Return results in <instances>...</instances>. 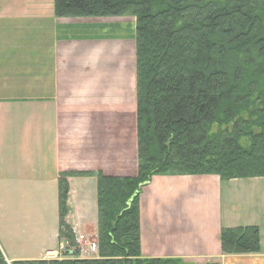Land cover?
<instances>
[{
    "label": "crops",
    "instance_id": "crops-1",
    "mask_svg": "<svg viewBox=\"0 0 264 264\" xmlns=\"http://www.w3.org/2000/svg\"><path fill=\"white\" fill-rule=\"evenodd\" d=\"M119 18L56 17L53 0H0V249L8 262L42 259L57 246L59 173L137 171L134 39L100 35ZM261 178L154 175L140 193L141 254L264 264ZM68 184L67 223L75 234L95 233V176L71 175ZM237 225L259 227V253L221 254L220 229Z\"/></svg>",
    "mask_w": 264,
    "mask_h": 264
},
{
    "label": "trees",
    "instance_id": "trees-1",
    "mask_svg": "<svg viewBox=\"0 0 264 264\" xmlns=\"http://www.w3.org/2000/svg\"><path fill=\"white\" fill-rule=\"evenodd\" d=\"M56 17L135 18L134 175L61 172L59 237L76 247L66 222L68 177L96 178L92 257L0 264H209L145 257L140 193L154 175L264 177V0H53ZM257 225L222 227L220 252L259 253Z\"/></svg>",
    "mask_w": 264,
    "mask_h": 264
},
{
    "label": "rangeland",
    "instance_id": "rangeland-1",
    "mask_svg": "<svg viewBox=\"0 0 264 264\" xmlns=\"http://www.w3.org/2000/svg\"><path fill=\"white\" fill-rule=\"evenodd\" d=\"M113 18H116V17H112ZM112 22H109L110 24H106L104 26L100 25V35H103V36H111L112 38H115L116 40H113V41H117L119 39H135V18L132 17V16H123L119 19H114V20H110ZM261 179V182L264 183V177H262ZM264 186V184H263ZM238 188V187H237ZM236 188V189H237ZM69 192V191H68ZM239 192V190L237 191ZM236 195H241L240 193H236ZM249 195V194H248ZM246 195H243L241 197H235L236 198V201L238 204H239V201L240 202H244L245 199H246ZM68 200V199H67ZM67 216V215H66ZM67 222V221H66ZM72 230V229H71ZM73 232V231H72ZM96 232V230H95ZM81 236L83 235V239L80 240L81 241V244L84 245V243L86 244L87 242H95V233L94 231H87V233H82L80 234ZM78 233L75 234L73 232V236H74V242L76 243V238L78 236H80ZM58 236H59V233H58ZM76 237V238H75ZM67 240L65 237H59V242L57 244V246L53 249H56L57 247H59L60 243L63 241V240ZM68 241V240H67ZM63 243V242H62ZM69 243V241H68ZM70 245V244H69ZM78 245V244H77ZM70 247V246H69ZM47 251V250H46ZM44 251V253L46 252ZM44 253H43V256H44ZM42 256V257H43ZM64 256V255H62ZM42 259H45L44 257ZM45 260H49V259H45ZM51 260V259H50ZM53 260V259H52ZM209 264H215V263H211L209 262ZM230 264H236L235 262H232ZM240 264V263H239ZM245 264V263H243Z\"/></svg>",
    "mask_w": 264,
    "mask_h": 264
},
{
    "label": "built area",
    "instance_id": "built-area-1",
    "mask_svg": "<svg viewBox=\"0 0 264 264\" xmlns=\"http://www.w3.org/2000/svg\"><path fill=\"white\" fill-rule=\"evenodd\" d=\"M83 238H84L83 235L82 236L80 235L76 238L75 240L76 247H73V246L71 247L68 241L64 239L62 241L63 243L61 242L59 247H57L56 249L47 250L44 253L43 257L49 260L50 259H62L64 258V256L72 253L76 249H78L80 257H92V255H94L97 252L96 242H87L86 244L84 243V245H82L80 240H82Z\"/></svg>",
    "mask_w": 264,
    "mask_h": 264
}]
</instances>
